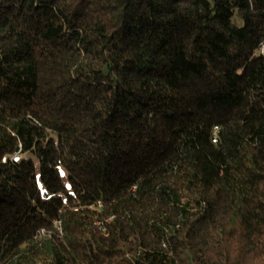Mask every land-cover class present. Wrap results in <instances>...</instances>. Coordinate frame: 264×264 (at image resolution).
<instances>
[{
  "label": "trees",
  "instance_id": "obj_1",
  "mask_svg": "<svg viewBox=\"0 0 264 264\" xmlns=\"http://www.w3.org/2000/svg\"><path fill=\"white\" fill-rule=\"evenodd\" d=\"M0 264H264V0H0Z\"/></svg>",
  "mask_w": 264,
  "mask_h": 264
},
{
  "label": "built area",
  "instance_id": "obj_2",
  "mask_svg": "<svg viewBox=\"0 0 264 264\" xmlns=\"http://www.w3.org/2000/svg\"><path fill=\"white\" fill-rule=\"evenodd\" d=\"M19 155H20V151H18V152L15 154L14 157L16 158V157H18ZM58 224H59L58 226H61V223H60V222H58ZM39 235H40V234H39Z\"/></svg>",
  "mask_w": 264,
  "mask_h": 264
},
{
  "label": "rangeland",
  "instance_id": "obj_3",
  "mask_svg": "<svg viewBox=\"0 0 264 264\" xmlns=\"http://www.w3.org/2000/svg\"><path fill=\"white\" fill-rule=\"evenodd\" d=\"M23 157H24V158H27V156H23ZM55 225H57V226L59 225V224H58V221L55 223Z\"/></svg>",
  "mask_w": 264,
  "mask_h": 264
}]
</instances>
